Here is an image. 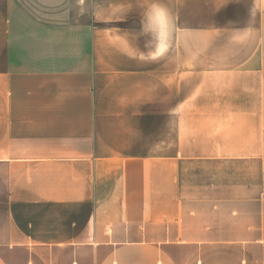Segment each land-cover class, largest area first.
Listing matches in <instances>:
<instances>
[{"label":"crops","instance_id":"obj_1","mask_svg":"<svg viewBox=\"0 0 264 264\" xmlns=\"http://www.w3.org/2000/svg\"><path fill=\"white\" fill-rule=\"evenodd\" d=\"M0 264H264V0H0Z\"/></svg>","mask_w":264,"mask_h":264}]
</instances>
